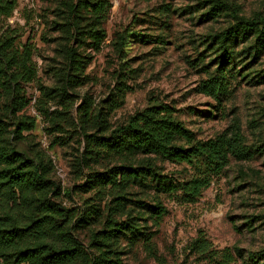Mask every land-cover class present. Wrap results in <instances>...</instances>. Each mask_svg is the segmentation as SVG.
<instances>
[{
  "label": "rangeland",
  "instance_id": "1",
  "mask_svg": "<svg viewBox=\"0 0 264 264\" xmlns=\"http://www.w3.org/2000/svg\"><path fill=\"white\" fill-rule=\"evenodd\" d=\"M63 3L17 0L1 23L19 53L26 44L32 49L35 75L19 81L17 94L27 106L6 112L9 91L0 87V116L9 133L19 119L34 121L21 140L7 133L6 145L50 181L35 197L69 209L72 235L92 257L105 252L110 264H221L224 255H230L228 264H264V50L255 48V36L226 44L215 37L240 21L264 25V0H110L103 42L97 51L81 49V84L67 90L68 98L58 96L68 38ZM222 74L223 94L200 92L202 83ZM159 105L198 141L236 126L252 158L231 159L193 202L180 189L194 175L186 162L143 153L88 159L82 107L90 116L101 112L115 127ZM120 165L149 172L120 189L88 182L91 173ZM31 211L20 200L0 207V216L30 220ZM90 211V224L76 223ZM200 237L213 253L192 248Z\"/></svg>",
  "mask_w": 264,
  "mask_h": 264
},
{
  "label": "trees",
  "instance_id": "2",
  "mask_svg": "<svg viewBox=\"0 0 264 264\" xmlns=\"http://www.w3.org/2000/svg\"><path fill=\"white\" fill-rule=\"evenodd\" d=\"M63 5L66 9L63 27L68 38L62 49L65 65L60 71L58 96L68 98L67 90L81 84L80 51L82 48L94 51L99 49L105 37L101 24L106 20L111 5L110 0H64ZM16 7L17 0H0V87L9 91L5 111L13 115L24 109L28 103L17 95L19 81L30 82L35 75L30 45H24L23 52L19 53L14 48V37L8 35L1 26L3 21L12 16ZM252 36H255V48L258 51L264 50V25L259 22L240 21L215 35L220 43L225 44L237 39L247 42ZM223 53L224 60H228L226 51ZM223 75L202 83L200 92L211 98L223 94L227 85ZM116 108L118 106L114 110ZM89 113L86 107L78 111L84 129L85 153L89 155L88 159L96 161L95 158H99L101 154L128 158L143 153L158 155L176 163L186 162L193 169L194 175L180 189L189 202L201 195L212 178L231 159L244 161L253 156L236 126L214 139L198 141L174 117L172 111L163 105L138 112L115 127L107 123V118L101 112L94 116ZM20 120L15 122L13 131L9 133L8 124L0 116V191L5 190V193L4 190L0 193V197H5L0 199V207L3 208L9 202L17 206V202L21 200L22 204L32 209L31 219L17 220L0 216V264H110L111 261L105 259V252L102 251L98 257H92L72 235L74 215H71L69 209L47 198L35 197V194H44L47 191L50 181L33 161L16 152L13 146L6 145L7 133L13 136V140L18 141L23 138V131L34 127L32 119ZM85 127L93 128L94 132L88 133ZM148 172L149 169L120 165L106 172L91 173L88 182L93 187L110 186L120 189L130 179H138ZM93 213L90 211L76 223L90 224L88 221L92 220ZM162 215L160 212L159 218ZM192 248L199 254L213 253L209 251L210 244L204 237L198 238ZM230 261V255H224V263L221 264H228Z\"/></svg>",
  "mask_w": 264,
  "mask_h": 264
}]
</instances>
